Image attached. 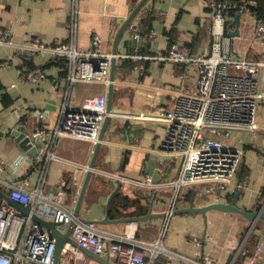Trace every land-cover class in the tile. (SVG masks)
<instances>
[{
    "label": "crops",
    "instance_id": "crops-1",
    "mask_svg": "<svg viewBox=\"0 0 264 264\" xmlns=\"http://www.w3.org/2000/svg\"><path fill=\"white\" fill-rule=\"evenodd\" d=\"M139 1L78 0L77 47L89 49L93 36L97 35L103 49L113 53L117 33ZM208 1L148 0L125 29L118 44L113 108L126 115L111 117L109 121L82 202L80 218H104L109 197L119 185L130 197L141 193L146 212L139 214L133 207L122 210L118 216H110L111 219L146 215L151 209L147 199L155 198L153 212L168 210L173 193L171 188H139L133 180L151 176L155 181H163L177 173L178 160L164 149L167 122L155 115L172 107L175 93L183 86L187 74L182 65L160 57L167 56L173 46L189 55L206 51L211 23ZM70 13L71 0H0V28H11L13 38L19 42L33 35L47 44H54L67 39ZM256 22L257 18L247 10L242 15L240 34L233 40L239 54L264 60V37H257ZM134 23L140 32L138 39L133 37ZM12 54L13 48L0 45V60ZM146 55L148 59L142 58ZM15 61L16 65L0 67V162L3 165L0 186L7 188L9 183L32 189L40 179V167H30L37 158L20 147L13 131L18 125H25L31 133L37 127L47 130L57 125L63 99V88L58 83L65 77V71L62 61H43L40 66L47 77L32 85L21 78V63L18 59ZM260 84L264 90V66L260 70ZM104 90L102 84L78 82L73 87L72 105L78 106L86 96ZM140 112L148 115L136 117ZM257 126L254 130L233 133L230 138V142L242 140L244 143L238 179L247 186L239 189L237 205L246 210L264 209V202L256 208L264 188V102L258 109ZM94 148L95 143L89 139L60 137L48 165L45 194L62 198L74 209ZM205 188H185L175 208L186 207L191 202L196 206L230 202L236 192L208 193ZM262 220L263 228L257 227ZM247 223L245 217H237L235 213L210 210L206 215L173 214L169 218L98 226L119 236L126 231L133 233L132 238L148 244L160 241L158 245L162 251L156 257L148 251V264H244L247 256L255 252L256 243H264V218L256 221L246 237L251 222L245 232L240 234L239 230ZM67 226L64 224L60 228L65 231ZM254 230L258 232V238L242 258ZM108 258L116 264L114 257ZM59 264L102 263L81 251L78 255L62 251Z\"/></svg>",
    "mask_w": 264,
    "mask_h": 264
},
{
    "label": "built area",
    "instance_id": "built-area-1",
    "mask_svg": "<svg viewBox=\"0 0 264 264\" xmlns=\"http://www.w3.org/2000/svg\"><path fill=\"white\" fill-rule=\"evenodd\" d=\"M256 4L255 0H244L242 6ZM208 5L211 23L206 51L189 55L173 46L167 56L160 57L182 65L187 74L183 86L175 93L172 107L155 115L167 122L164 149L178 160L177 173L163 181H155L151 176L133 180L139 188L173 190L166 218L173 215L185 188L205 186L208 193L226 194L247 186L238 179L244 143L242 140L230 142V138L233 133L258 127L257 113L264 102L260 84L264 60L250 59L237 52L227 30L228 22L233 19L228 14L227 0H209ZM78 16V0H71L69 34L67 39L54 44H47L33 35L19 42L13 38L11 28H0V45L13 48L12 55L0 60V67L16 65L15 59H18L21 78L32 85L47 77L40 66L43 61L61 60L65 71V77L58 83L63 88V99L57 125L47 130L37 127L30 132L33 139L30 143L39 150L37 159L30 165L40 167L37 185L28 189L7 183V188L4 187L10 199L29 206L31 213L24 214L0 197V264H54L56 240L48 229L32 218V213L63 224L74 220L71 237L77 245L102 256L114 257L116 264H148V251L153 257L162 251L158 245L160 241L148 244L135 240L133 233L127 231L121 236L109 233L99 228L95 221L75 217L74 209L62 198L45 194L47 169L54 157L57 140L72 136L96 144L108 114V87L114 54L103 49L97 35L93 36L89 49L77 47ZM132 30L133 37L140 38L135 23ZM255 33L258 38L264 37V19H257ZM78 82L102 84L105 90L86 96L80 105L74 106L72 92ZM147 115L140 112L135 116L143 118ZM262 160L264 162V156ZM262 234L264 236V231ZM63 251L78 255L80 250L68 243ZM244 264H264L263 242L256 243L255 252L247 256Z\"/></svg>",
    "mask_w": 264,
    "mask_h": 264
},
{
    "label": "water",
    "instance_id": "water-1",
    "mask_svg": "<svg viewBox=\"0 0 264 264\" xmlns=\"http://www.w3.org/2000/svg\"><path fill=\"white\" fill-rule=\"evenodd\" d=\"M147 1L148 0H140L139 1V3L133 9L131 14L127 17L124 24L122 25V27L120 28V30L117 33L115 43H114V48H113L114 57L112 58V68H111V77H110L111 83L109 84V87H108V106H107L108 114H107L105 121L103 123L102 129H101V132L99 135V140L95 144L92 159L88 165L87 173H86V176H85L84 181L82 183L78 200H77L76 205L74 207L73 213H74L75 217H79L80 209L82 207V202H83L89 181H90L91 176L93 174V170H94L95 164H96V159H97L102 141L104 139L109 121L111 120V117L126 115V112L116 111L113 108V96H114V89L116 86V65H117L116 55L118 54V44L120 42V39H121L125 29L132 22V20L135 18V16L140 12V10L143 8V6L145 5V3ZM235 10L237 11V13L235 14L232 21L227 25L228 34L232 37H235V36L240 34L242 15L247 12V8L242 7V6H236ZM13 134L16 136V139H17L20 147L24 151H26L28 154H30L34 157H37L39 155L38 147L32 146V144L30 143V141L33 139L30 135V131H28V129L25 125H18V127L13 131ZM119 187H120V185H119ZM114 193H112L109 197L105 217L102 219H99V220H92V221H95L98 224H108V223H120V222H130V221H145V220H148L151 218L166 217L168 215V212H165V211L159 212V213H155L152 211V206L154 204V199H155L154 198L153 200L147 199V201L151 205V209L149 210V212L146 215L133 216V217H122L119 219H111L110 215H109V210H110L109 208H110V203H111V200L114 196ZM0 197L5 199L8 203L13 205L17 209H19L24 214L28 215L31 213L29 206H25L19 202H16V201L10 199V197L6 193V190L2 186H0ZM239 197H240V190L236 189V192L234 194V199L230 202L216 201V202L209 203V204L202 205V206H196L191 202V204L186 206V207L176 208L173 211V214L202 213V214L206 215L207 212L210 210H219V211H223V212H234V213H238V214L243 215L249 222H251L249 228L252 229L254 227L256 221H258L260 218H264V209H262V210H246V209H243L237 205ZM32 218L35 221H37L39 224H41L43 227L48 229L50 234L56 240L54 264H59V258H60V255H61L63 248H64L66 243H70L71 245L78 247V249L82 253L96 259L97 261L101 262L102 264H113L110 261V259L108 258V256L104 257L102 255H99L97 253L92 252L89 249H86V248H83V247H80L77 245L76 241L74 239H72V237H71L72 229L75 226L74 220H72L68 224L67 229L65 231H63L60 227L63 226L64 224L61 222H56L53 219L44 218L43 216L39 215L38 213H32ZM88 221H90V220H88Z\"/></svg>",
    "mask_w": 264,
    "mask_h": 264
},
{
    "label": "trees",
    "instance_id": "trees-1",
    "mask_svg": "<svg viewBox=\"0 0 264 264\" xmlns=\"http://www.w3.org/2000/svg\"><path fill=\"white\" fill-rule=\"evenodd\" d=\"M227 1L230 5V9L228 11V14L230 17L234 18L235 14L237 12L235 10V7L236 6H242L244 4V0H227ZM255 1L257 2L256 5H247L246 8H247V10L250 11V13L253 16H255V18L264 19V0H255ZM242 7H244V6H242ZM142 19H141V22H143ZM229 23L230 22H228V24ZM164 32L166 34L170 33V31H164ZM59 61H61V60H59ZM240 177H241V171H240ZM143 197L144 196L141 193L136 194L135 197H130L129 195L125 194L119 187L115 191L114 196H113L111 203H110V210H109L110 216H112V217L118 216L119 214H121L123 212L122 210L133 208V207H135V212H137L139 214H144L146 212V206H144L142 203ZM263 202H264V188L262 189V192L260 193V195L257 199L256 208L259 209L262 206ZM257 227L263 228V220H262V222H260L258 224ZM257 227H256V229H257ZM257 238H258V232L256 230H254V232L251 234V236L247 240L244 252L241 254L240 257L243 258L246 250L251 249L255 245V241Z\"/></svg>",
    "mask_w": 264,
    "mask_h": 264
},
{
    "label": "rangeland",
    "instance_id": "rangeland-1",
    "mask_svg": "<svg viewBox=\"0 0 264 264\" xmlns=\"http://www.w3.org/2000/svg\"><path fill=\"white\" fill-rule=\"evenodd\" d=\"M101 90H102V89H101ZM100 92H101V91H100ZM229 213H234V212H229ZM235 215H236L237 217H244L243 215L238 214V213H235ZM249 224H250V222H249ZM249 224L247 223V225L245 224V225H243V226L241 227V229L239 230L240 234H241L242 232H245V230L249 227Z\"/></svg>",
    "mask_w": 264,
    "mask_h": 264
}]
</instances>
